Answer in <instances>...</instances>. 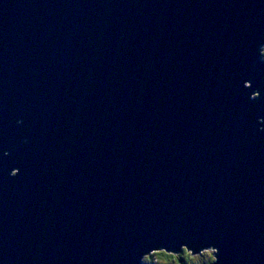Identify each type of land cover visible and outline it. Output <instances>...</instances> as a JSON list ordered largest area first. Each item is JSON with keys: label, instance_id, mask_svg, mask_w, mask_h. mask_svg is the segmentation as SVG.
Listing matches in <instances>:
<instances>
[{"label": "water", "instance_id": "1", "mask_svg": "<svg viewBox=\"0 0 264 264\" xmlns=\"http://www.w3.org/2000/svg\"><path fill=\"white\" fill-rule=\"evenodd\" d=\"M263 49L264 0H0V264H264Z\"/></svg>", "mask_w": 264, "mask_h": 264}, {"label": "trees", "instance_id": "2", "mask_svg": "<svg viewBox=\"0 0 264 264\" xmlns=\"http://www.w3.org/2000/svg\"><path fill=\"white\" fill-rule=\"evenodd\" d=\"M156 253H166V252H164V251L155 252V253H153L152 255L157 257ZM185 253L187 254V256L184 255ZM166 254H167V256H169V257H175V258H176V260H175V263H176V264H190V261H189L188 256H191V254H190L188 251H186V250H184L180 255H173V254H168V253H166ZM201 256H202V255H201ZM202 257H204V256H202ZM207 258H208V259H206V261L204 260L205 262L203 261V259H205V258H202L201 264H211V263L213 262V259H211V258H212V255H211V257L207 256ZM150 259H151V260H150ZM157 259H158V258H157ZM149 260H150V261H149ZM164 260H165V257H160V259H159L160 264H162V262H163ZM170 262H171V261H170ZM170 262H169V263H170ZM202 262H203V263H202ZM145 263H146V264H154V263H153L152 256H151L150 258H146Z\"/></svg>", "mask_w": 264, "mask_h": 264}, {"label": "rangeland", "instance_id": "3", "mask_svg": "<svg viewBox=\"0 0 264 264\" xmlns=\"http://www.w3.org/2000/svg\"><path fill=\"white\" fill-rule=\"evenodd\" d=\"M262 53H263V56H264V49H263V51H262ZM205 253H211V254H213V252L211 251V250H209V251H206V252H203V254H202V256H204V257H202L201 255H196V256H188V258H189V261H190V264H201V261H202V258H205V259H203V261L205 260L206 261V259H208L207 258V255H205ZM180 255V254H179ZM185 256H187V254L185 253L184 254ZM152 256V259H153V263L154 264H160V261H159V259H157V257L156 256H153V255H151ZM150 256V257H151ZM150 257H146V258H150ZM146 258L144 259V262L146 261ZM211 259H213V256H212V258ZM151 260V259H150ZM149 260V261H150ZM214 260V259H213ZM204 261V262H205ZM203 263V262H202ZM146 264V263H145ZM169 264H176L175 262H170Z\"/></svg>", "mask_w": 264, "mask_h": 264}, {"label": "snow or ice", "instance_id": "4", "mask_svg": "<svg viewBox=\"0 0 264 264\" xmlns=\"http://www.w3.org/2000/svg\"><path fill=\"white\" fill-rule=\"evenodd\" d=\"M0 152H3L4 156H7V152L3 150V145H0ZM14 174V173H13ZM157 258L160 259V257H165V260L162 262V264H169V262H175V257H169L166 253H156ZM205 255L211 257V253H205Z\"/></svg>", "mask_w": 264, "mask_h": 264}]
</instances>
